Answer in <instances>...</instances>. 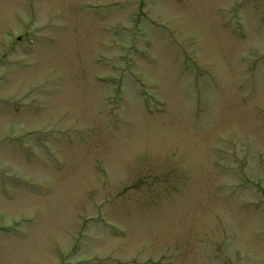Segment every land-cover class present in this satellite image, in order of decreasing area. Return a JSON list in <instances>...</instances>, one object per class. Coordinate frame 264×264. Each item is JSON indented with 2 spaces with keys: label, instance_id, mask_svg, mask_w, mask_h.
Returning <instances> with one entry per match:
<instances>
[{
  "label": "rangeland",
  "instance_id": "rangeland-1",
  "mask_svg": "<svg viewBox=\"0 0 264 264\" xmlns=\"http://www.w3.org/2000/svg\"><path fill=\"white\" fill-rule=\"evenodd\" d=\"M0 264H264V0H0Z\"/></svg>",
  "mask_w": 264,
  "mask_h": 264
},
{
  "label": "flooded vegetation",
  "instance_id": "flooded-vegetation-1",
  "mask_svg": "<svg viewBox=\"0 0 264 264\" xmlns=\"http://www.w3.org/2000/svg\"><path fill=\"white\" fill-rule=\"evenodd\" d=\"M7 175H5V177H6ZM9 180V179H8ZM5 184H7V179L5 178Z\"/></svg>",
  "mask_w": 264,
  "mask_h": 264
}]
</instances>
